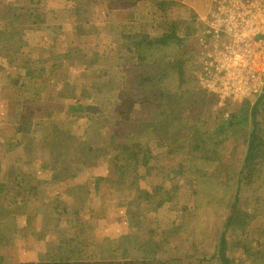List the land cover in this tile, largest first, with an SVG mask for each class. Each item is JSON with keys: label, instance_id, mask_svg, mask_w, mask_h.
<instances>
[{"label": "rangeland", "instance_id": "obj_1", "mask_svg": "<svg viewBox=\"0 0 264 264\" xmlns=\"http://www.w3.org/2000/svg\"><path fill=\"white\" fill-rule=\"evenodd\" d=\"M159 1L138 0L123 7L109 0H0V184L6 183L0 199L2 205L14 203L13 212L0 223L3 264L38 261L48 250L54 251L59 238L72 239L75 244L93 243L91 248L99 256L110 259L113 254L107 242L116 247L114 241L121 236L130 237L122 258L135 255L137 250L131 246L151 237L160 249L158 255L179 258L182 264H217L210 257L237 187L249 130V122H244L248 113L240 110L239 104L220 109L213 100L202 102L197 93L201 88L193 77V60L185 64L192 77L182 85L184 100L190 96L199 101L182 117L187 143L173 152L143 141V148L151 152L145 155L146 165L133 174L137 179L132 187L114 182L116 176L108 164L114 154L112 124L100 113L88 118L56 114L32 125L34 133H16L24 101L57 102L64 111L86 104L127 109L117 101L124 80L120 64L131 63V55L121 44L128 36L155 37L166 24L187 22L192 14L207 10V0H172L175 3L166 10ZM193 41L188 39L186 44L191 46ZM56 44L60 48L55 52L85 69L74 74L63 66L51 68L48 76L34 80L29 69L37 73L42 67L46 72L52 62L42 64L43 59L52 58L51 53L53 58L60 56L53 51ZM168 49L166 53L173 56L175 48ZM169 58L165 54L163 61ZM62 89L75 92L62 99L58 95ZM80 92L89 98H82ZM225 111L228 120L234 116L237 126L225 127L220 135L215 121L225 123ZM196 145L202 156L195 151L193 162L184 159L186 149ZM48 159L54 163L43 169ZM170 167L180 171V176L164 181L157 191L156 184ZM246 180L247 185L242 183L239 190L237 207L250 213L245 228L253 247L264 246V169ZM29 185L36 190L27 196L33 205L26 208L18 202ZM146 192L152 194L148 200ZM161 199L170 204L156 208ZM243 236L238 231L226 234L235 262L245 261L240 251Z\"/></svg>", "mask_w": 264, "mask_h": 264}, {"label": "trees", "instance_id": "obj_2", "mask_svg": "<svg viewBox=\"0 0 264 264\" xmlns=\"http://www.w3.org/2000/svg\"><path fill=\"white\" fill-rule=\"evenodd\" d=\"M109 1L117 2L125 7L138 0ZM174 3L172 0L159 1L162 10H166V6L173 5ZM196 17V14H192L187 22L174 21L166 24L162 28L161 33L155 37H151L150 35L128 36L127 42L121 44V47L125 49L126 53L131 55L130 65L126 63H123V65L120 64L122 66L124 80L117 101L118 104L127 105L126 107L128 108L124 111L116 110L113 105L107 107L106 104H103L104 106L101 107H97L96 105L97 108L90 104H86L85 106L81 105L80 107L72 105L68 107L67 111H64L57 102L35 103L24 101L20 121L16 128L17 135H27L29 132L30 134L32 132L34 133L35 130L31 128L32 125H38L41 122L44 123L46 121L45 119L56 114H62L64 116L65 113H68L71 116L88 118L91 115L100 113L101 116L108 117L112 124L110 131L114 154L109 159L108 164L116 176L114 182L121 186H134L137 177L133 174L137 172V169L141 165H146L145 155L151 152L149 149L143 148V141L146 143L152 142L156 147L171 148L175 152L177 148L180 150V147H184V144L181 145V143L188 139L186 137L188 131L184 130L181 125L183 123L182 117L193 110L192 107L194 105L192 104L194 102L199 101L191 99L189 95L184 100L182 85L188 78L192 77H189V72L185 67L187 60H193L194 70L196 71L198 69L196 61L198 51L196 47V33L199 25L196 22ZM192 38L195 40V42L193 41V45H187V40ZM170 47L175 48L173 56L172 54L166 53V51H170L168 49ZM163 50L164 53L162 55ZM165 54L167 57L170 56L168 61H163ZM163 64L167 65V68H163ZM193 77L196 80L195 75ZM35 80H39V77ZM170 81H174L175 85L174 83H170ZM172 85H174L173 88L171 87ZM199 90L201 92L197 93H199L198 96L202 102H211L213 100L216 103V98L212 94L202 89ZM72 91L62 89L58 95L63 99L67 94L72 93ZM35 94L38 96L39 92L36 91ZM84 94L80 92L79 96L89 98V95L86 96ZM263 104L264 91L253 104L244 102L239 107L240 110L248 113V116L244 117V122H249V130L245 139V154L237 178V187L233 201L228 205V215L221 227L218 245L210 257L217 264H264V246L257 245L253 247L252 239L246 235L245 227L249 223L250 213L241 211L237 207L239 202L238 193L242 187V183L247 185L246 178L252 180L258 175L261 168L264 169V107L262 110L259 109L260 106H264ZM135 106H139V108ZM218 113L219 115L221 114L220 111ZM233 118L234 116L231 117V120L226 119L227 121L225 123H222V121H217L216 123L215 121L216 132L221 135L224 133L225 127L231 128L237 126L233 123ZM33 122L34 124H32ZM239 125L241 123H238ZM39 144L44 146L42 142ZM203 145L202 142V147ZM198 148L196 145L194 148L189 147V149H186L187 156L184 159L193 162L194 152L198 151ZM91 150L93 149H89L88 151ZM142 153L143 155H141ZM199 154L202 156L200 152ZM45 158L47 159V155H45ZM198 160L202 159L199 157ZM52 163L54 162L50 159L42 165V168L47 169ZM180 164L183 165L184 163H179L178 166H181ZM180 174V171L176 168L170 167L169 170L163 173L161 182L156 184L158 185V189L156 190L159 191L162 189L164 181L173 180L180 176ZM5 184H0V194L6 188ZM17 186L18 188L21 187L20 184H17ZM34 190L36 188L29 185L23 190L22 198L18 203L25 205L26 208L29 205H33V201L30 199L31 197L28 198L27 196H32ZM17 194L19 197L20 193L18 192ZM151 196L152 194L150 192H146L145 199L148 200ZM3 203L0 199V217H6L13 212L11 206L14 203L10 202L8 205H2ZM168 204H170L168 199H161L156 202V208L166 207ZM228 231H238L244 235L240 251L245 261L235 262L230 256V244L226 238ZM150 238L141 244L134 243L131 247L132 249H136L137 252L135 255H127L125 258L121 257V253L122 249L124 250L130 244L129 236H121L117 241H114L116 247L113 246L112 241L107 242L108 245L106 247L113 254L110 259H103L99 256L91 248L93 243L79 242V244L77 242L75 244L72 239L59 238L57 243L53 241L55 245L53 252L48 250L44 257L38 261L21 262L18 264H182L179 258L158 255L160 249L155 247L156 244ZM125 240H127V243L123 245L122 242ZM3 262L4 257L0 256V264H3Z\"/></svg>", "mask_w": 264, "mask_h": 264}, {"label": "built area", "instance_id": "obj_3", "mask_svg": "<svg viewBox=\"0 0 264 264\" xmlns=\"http://www.w3.org/2000/svg\"><path fill=\"white\" fill-rule=\"evenodd\" d=\"M206 6L196 17L197 83L220 109L251 104L264 91V0H207Z\"/></svg>", "mask_w": 264, "mask_h": 264}, {"label": "crops", "instance_id": "obj_4", "mask_svg": "<svg viewBox=\"0 0 264 264\" xmlns=\"http://www.w3.org/2000/svg\"><path fill=\"white\" fill-rule=\"evenodd\" d=\"M75 29V28H74ZM78 29H79V27H78ZM84 34L85 33H87L86 31H84L83 32ZM58 42V41H57ZM53 47V51H54V53H59L60 54V56L59 57H57V58H53V56H52V53L50 54V56L52 57V58H50L49 59V57L48 58H46L47 57V55H44V58H46V59H43V62H42V64L43 63H48V62H52L51 64H50V67L48 68H45V70H46V72H47V70H50L51 68L52 69H58V68H60V67H64L65 69H69L70 70V72H73L74 74H77V73H79V72H83V70L85 69V67L84 66H76V65H73V64H71V63H69V62H67V59H66V57L63 55V53H61L60 51L58 52V50H57V52H55L56 50V48H60L57 44L54 46H52ZM35 51L37 50V49H34ZM62 52H65V50H63L62 49ZM55 57H56V55H55ZM39 61H37L36 63H38ZM33 64H35V63H33ZM45 65V64H44ZM43 65V66H44ZM116 65H118V64H116ZM42 66V65H41ZM42 68V67H41ZM39 69L38 70V72L37 73H33V72H31V70L29 69V71H28V75H30V77L32 76L33 77V79L35 80V78L34 77H41V76H43V75H45V76H48L49 74H50V71H49V73L47 72H44V68H42V69ZM119 67H111V69L112 70H115V69H118ZM82 70V71H79V70ZM72 70V71H71ZM75 71H77L76 73H75ZM54 74H55V71H54ZM66 74H68V73H64V75H66ZM44 78H46V77H44ZM3 221V218L2 217H0V223ZM21 262H28V261H21Z\"/></svg>", "mask_w": 264, "mask_h": 264}]
</instances>
